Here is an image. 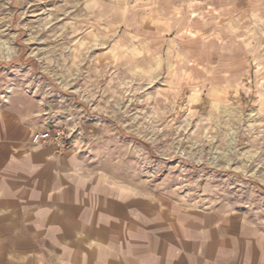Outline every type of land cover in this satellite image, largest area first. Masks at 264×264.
I'll use <instances>...</instances> for the list:
<instances>
[{"label": "rangeland", "instance_id": "374dc122", "mask_svg": "<svg viewBox=\"0 0 264 264\" xmlns=\"http://www.w3.org/2000/svg\"><path fill=\"white\" fill-rule=\"evenodd\" d=\"M0 101L113 181L264 226V0H0Z\"/></svg>", "mask_w": 264, "mask_h": 264}, {"label": "crops", "instance_id": "0c3cea01", "mask_svg": "<svg viewBox=\"0 0 264 264\" xmlns=\"http://www.w3.org/2000/svg\"><path fill=\"white\" fill-rule=\"evenodd\" d=\"M51 122L0 101V264H264L241 209L182 204L91 170L74 147L32 145Z\"/></svg>", "mask_w": 264, "mask_h": 264}, {"label": "built area", "instance_id": "2783aa9c", "mask_svg": "<svg viewBox=\"0 0 264 264\" xmlns=\"http://www.w3.org/2000/svg\"><path fill=\"white\" fill-rule=\"evenodd\" d=\"M32 145L40 143L52 142L58 148H66L68 146L67 135L62 127L52 125L44 129H36L32 132L30 138Z\"/></svg>", "mask_w": 264, "mask_h": 264}]
</instances>
